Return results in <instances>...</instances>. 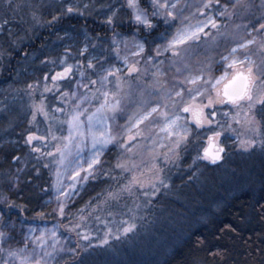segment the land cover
<instances>
[{
	"label": "snow or ice",
	"instance_id": "obj_1",
	"mask_svg": "<svg viewBox=\"0 0 264 264\" xmlns=\"http://www.w3.org/2000/svg\"><path fill=\"white\" fill-rule=\"evenodd\" d=\"M5 3L9 11L0 17V38L6 37L9 48L21 53L22 58L27 60L33 54L24 50L25 41L32 38L34 24L39 22L36 5H24L33 9L30 14L33 23H30L20 15L24 6L18 0H5ZM238 6L245 10L258 9L261 14L256 23L250 21L247 25H237V28H244V37L233 41V46L225 47L218 54V60L205 55L197 59L196 67L193 68L189 62L188 48L192 45L199 47L201 43L209 41L211 47H219L218 37H223L225 33L221 32L222 25L218 17H231L234 12H230L229 8L234 10ZM89 7V4L83 5V9ZM192 7L196 9L194 13L189 11ZM101 8L107 13L103 22L113 29L109 51L123 62V68L109 63L108 55L86 56L89 48L95 47L88 42L87 37L79 52L87 61L86 67L79 59L75 64L68 63L72 55L69 48H65L58 60L49 61L45 57L41 61L54 65L59 62L62 67L54 75L45 73L43 76V93H52L56 106L50 112L45 99L39 104L33 102L30 105V123L36 121L38 114H42L49 123L42 135L29 131L24 144L29 148V156L35 154L33 158L37 161L47 158L54 166L51 170L55 180L51 187L56 192L57 207L54 212L59 219L52 229H43L39 235L35 234L36 229L29 228L21 244L15 248L11 245L6 247L12 236L5 229L14 227L7 219V212L13 208L21 211L26 209L9 202L8 196L0 199V203L5 206L4 210H0V264H55L57 257L65 252L71 255L72 264H85L86 255L96 249L110 248L114 240L134 233L137 225L129 220H122L113 228L108 226L110 222L107 219L97 216L96 219L105 225L106 230L102 236L93 234L85 226L87 217L83 215L88 207H91L92 212L100 210V202L93 205L91 200L85 208L78 210L81 213L78 219H70L69 204L80 190L78 185L87 184L99 175L116 179L111 173L119 170L121 173H133L120 192L131 193L134 187H138L146 189L143 192L145 197H155L160 188L170 187L166 184L161 164L174 165L180 161L181 150L194 142L199 130L206 126L212 135L207 137V146L202 148V152H197L190 168L201 160L211 165H219L224 161L226 148L219 138L225 129L235 131L233 125L246 129L245 134L236 137L242 151L259 149L264 153V0H260L259 5L252 0L245 4H241L240 0H232L231 4H221V0H201L196 5L188 4L186 0L183 4L182 0H124L122 4H101ZM63 11L67 14H83L79 6L74 7L72 4H68ZM186 11L188 15L184 14ZM123 12L127 13L126 26L131 29L127 36L115 30L118 24L125 26L121 16ZM195 17L202 19L192 23ZM59 19L60 15H52L51 21L47 23L51 25ZM174 26L175 32L168 39L167 34ZM161 27L164 32L153 37L152 34ZM157 40L165 42L157 43ZM4 55H11L9 49H0V59ZM165 61L168 62V70H165ZM217 65L223 69L220 75L215 74ZM89 70L91 75L87 74ZM169 70L173 73L171 80L168 78ZM74 72H79L80 76L75 88H61L60 82L72 83ZM149 75L150 79H145ZM133 79L137 81L135 88ZM40 86V80L27 84L28 95L32 97ZM132 104L135 105L134 110L129 111ZM218 106L229 110L220 112ZM6 110L7 105L0 106V111ZM121 119H125L124 124H120ZM213 125L220 130H214ZM145 127L158 131L155 134L150 131L145 136ZM144 139L151 140L152 145L146 149L152 162L147 185L140 178L142 172L139 176L135 174L140 164L136 162L138 153L134 149L140 147ZM110 146L118 148L120 152L115 164L105 170L107 162L103 157L111 150ZM157 147L166 151L157 153ZM12 159L19 164L21 156L14 155ZM50 164H43V167L50 168ZM33 170L39 178L40 168L33 166ZM21 171L17 167L15 173L6 172L2 178L7 184L18 187V173ZM62 177H66L69 182L65 184ZM189 179H193V176L190 175ZM42 191L47 194L48 190ZM107 196L118 199L119 193L109 191ZM261 200H264V196ZM256 203L259 206L257 214L264 218V203ZM37 215L43 219L47 214L42 211ZM65 219L68 220L67 225L60 223ZM60 227H65L67 232L75 235L74 246L69 247L67 241L61 244L58 236Z\"/></svg>",
	"mask_w": 264,
	"mask_h": 264
},
{
	"label": "trees",
	"instance_id": "obj_2",
	"mask_svg": "<svg viewBox=\"0 0 264 264\" xmlns=\"http://www.w3.org/2000/svg\"><path fill=\"white\" fill-rule=\"evenodd\" d=\"M0 15V17L5 16L4 12H0ZM65 27L83 28L101 38L111 35L106 25L94 19L62 17L38 38L33 39V45L30 46V44L24 50L31 52L43 49L44 44L52 40L53 31ZM1 42L7 44L4 38H1ZM10 52L11 55L5 57L8 63H0L2 71L0 85L13 82L15 67L22 57L19 52ZM1 66L4 70L8 69L5 71L6 74ZM27 117L26 122L20 124L18 128L21 136L25 139L29 131L42 135L45 129H40L33 122L30 124L31 119ZM28 152L29 148L24 144V140L18 151H12L10 144H0V199L8 196L9 202H15L26 209L21 211L13 208L7 212V219L14 227L5 229L12 236V239L6 243V247L11 245L15 248L22 243L19 231L29 223L55 220V212L53 213L55 203L46 204V199L53 191L51 167H43V164H50L49 159L42 158L37 161L33 158L35 154L28 158ZM14 155L21 156L19 164L12 159ZM33 166L40 168L39 178L36 177ZM209 166L212 168L217 165L209 164ZM17 167L22 169L18 173L20 183L18 187H13L2 177L9 171L15 173ZM224 172L227 173L228 179L221 177ZM224 172L218 171L216 175L208 174L207 177L213 179L201 188H198V183L194 182H191L189 186L183 182L180 183L179 187L183 189L176 188V190L179 189L176 192L178 198L162 201L167 212L162 215L161 220L157 218L158 214L154 210L149 211L150 214L145 219L150 221L147 223H153L150 236L154 244L151 243L149 248L145 246L142 250L134 249L137 252L122 253L117 264H264V218L257 214L259 206L256 203L257 201L264 203V200H261L264 196V177L245 182L230 171ZM102 176L99 175L95 180L90 179L79 195L72 197L69 204L70 219H78L81 214L78 210L85 208L89 200L93 205L100 202V210L92 212L91 207L86 208L83 213L87 217L84 224L99 225L101 222L96 219L97 216L107 219L110 223L129 219L130 216L125 213L132 210L139 198L137 195L141 196L139 188L134 187L131 193L120 192L121 187L127 184L131 177L111 179ZM42 189H47V194ZM109 191L118 192L119 198H109L107 196ZM4 209V204L0 203V210ZM42 211L47 214L43 219L37 215ZM60 223L67 225L68 220L65 219ZM85 226L88 227V225ZM61 230L75 238V235L67 232L65 227H61ZM98 264L103 263L98 262ZM104 264H111L108 258Z\"/></svg>",
	"mask_w": 264,
	"mask_h": 264
},
{
	"label": "rangeland",
	"instance_id": "obj_3",
	"mask_svg": "<svg viewBox=\"0 0 264 264\" xmlns=\"http://www.w3.org/2000/svg\"><path fill=\"white\" fill-rule=\"evenodd\" d=\"M120 3L122 4L124 0H18V3L22 6L24 5H36L35 11L37 14L38 23L34 24V29L31 32V39L25 41V47L32 46L33 39L38 38L47 28L54 25L56 22L49 25L47 22L51 21L52 15H60L62 17H80V18H90L94 19L97 22H101L102 24L106 25V27L111 32V35L107 38H101L96 35H93L86 29H73V28H61L56 29L53 31L52 40L49 43H45L43 49H37L36 51H31L33 55H30L27 60H24L20 57V60L17 62L18 65L15 67V73L13 77V82L4 83L0 85V106L7 105L6 111H0V144H10L12 151H18V148L22 145L24 140V136H21V132L18 130L20 124H23L27 120V116L32 121V109L30 105L35 102L39 104L42 99H45V103L49 106V111L51 112L52 108L56 106V101L53 99L52 93H43V76L45 73L49 74V76L54 75L55 72L61 71L62 67L60 66L59 62L57 64H52L49 62L48 64H43L41 61L47 57L49 61L51 60H58L63 56L65 48H69L71 50V56L68 60V63L75 64L76 60H82L84 66L86 67V59L79 55L80 50L83 48L85 43V38H88V42L91 45H95V47L89 48V53L85 54L86 56L95 55L100 57L102 55L109 56V63L115 64L117 67L123 68V62L115 58L109 49H110V41L113 35V29L111 26L104 23V19L106 16V10L101 8V4L104 3ZM185 0H182V4ZM188 4L196 5L201 3V0H186ZM232 0H221V4L229 3L231 4ZM248 0H240L241 4L247 3ZM252 2L256 5L260 4V0H252ZM68 4H72L74 7L79 6L83 12V14H67L63 11L67 7ZM89 4L90 7L88 9H83V5ZM32 8L28 6H24L20 10V15L23 17L24 20L31 22L30 14L32 12ZM59 10V11H58ZM8 8L6 7L5 0H0V12H4L6 15L8 13ZM190 12H195V7H192ZM230 12H234V15L231 17H218L221 22V32L225 33L223 37H218V45L219 47H211V42L208 43H201L199 47L196 45H192L188 48V56L189 62L192 64L193 68L196 67V61L198 58L202 59L205 55L211 56L214 59H219V53L223 52L225 47L233 46V41L240 40L242 37L245 36V30L243 27L237 28V25H247L251 21L252 23H256L257 17L261 14L260 11L256 8L251 10H245L242 7H237L236 9L229 8ZM188 15L189 12L186 11L184 13ZM1 16V15H0ZM122 19L124 20L125 26L121 27L119 24L116 26V31L124 33L126 36L130 34L131 29L128 28L127 25V13L123 12L121 14ZM196 19H202V17H195L192 20V23L196 22ZM13 21L15 23L16 17H13ZM226 25V27H224ZM178 26V24H177ZM258 26V25H257ZM164 32V28H159L156 32L152 34L153 37L159 36L160 33ZM175 32V26L172 27L168 34L167 38L170 39L171 35ZM215 34V33H214ZM7 44L1 42L0 38V49H9V52L12 51L9 48V42L7 38L4 37ZM151 40V37H149ZM157 43H164L165 40H157ZM8 46V47H5ZM151 46V45H150ZM13 52V51H12ZM9 55H4L3 59H0V63H8L5 60V57ZM130 59H132L130 57ZM163 59V57L161 58ZM107 66V65H105ZM2 67V66H1ZM165 70H168V62L165 61ZM218 70L216 71V75H220L223 71L222 67L217 65ZM3 69V67H2ZM4 70V69H3ZM8 69L4 70V74H6ZM151 71V70H150ZM0 68V74H1ZM88 75H91V71L89 70ZM124 73L122 72V75ZM173 73L169 70V80H171ZM95 78L94 76L92 77ZM72 79V83L69 85L66 82H60L59 86L61 88H75V82L80 79L79 72H74ZM145 79H150V75L145 77ZM36 80L41 81V86L35 90V93L32 97L28 95V90L26 89V85L29 83H33ZM86 82V81H85ZM49 87L52 86V82L49 79L48 81ZM133 87L135 88L137 85V81L133 79L132 81ZM83 91V89H81ZM43 93V96H41ZM135 98V97H134ZM135 105H130L129 111L134 110ZM228 108L218 106V111H228ZM18 113V114H17ZM59 115V114H57ZM20 116V117H18ZM220 118V117H218ZM126 119V117H125ZM125 119L120 120V124L125 123ZM29 121V120H28ZM191 123V121H189ZM221 122L223 120L221 119ZM30 123V122H29ZM49 121L46 120L42 114H38L36 121L33 124H36L40 129H46ZM31 124V123H30ZM214 130L219 131L220 129L215 128L212 126ZM236 129L235 131L225 129L223 135L219 138L220 142L226 147L225 159L219 165L209 168V163L207 161H197L196 166L190 168L189 166L192 164L193 159L197 155V152H202V148L207 146V137L212 135V132L208 130L206 126L205 129L199 130V134L196 140L192 143H189L186 149L181 150V160L178 161L174 165H163L164 167V176L166 180V184H169L170 187L168 188H160L159 194L155 197H145L143 192L146 190L144 188H139L141 192V196L137 195L139 198L137 199L136 204L133 206L132 210H128L125 215L129 217V221L135 223L137 225L136 230L134 233L129 234L126 238H121L120 240H114L111 244L110 248L105 249H96L90 254L84 257L85 264H98V262L103 263L108 258L111 264L120 261L119 256L123 254H129L133 252H137L134 249L140 248L141 250L145 248H149L151 243H153L152 237L150 236V230H153V223L149 220H145L146 217L150 214L149 211L154 210L157 212V218L161 220L162 215L167 212L166 206H163V200H169L170 198H178L176 192L179 189H183L179 187L180 183H185L186 186H189L191 182L198 183V188H201L202 185H205L209 180L213 178L207 177L210 173H217L230 171L231 174L234 176H238V179H242V181L248 182L253 181L257 177H264V153H262L259 149L253 152H244L239 148L238 141L236 139L237 135H243L246 132V129L242 128L239 125H233ZM155 134L158 129L154 128H144L145 136L149 132ZM44 134V132H43ZM163 136V134H160ZM151 140L144 139L142 141V145L136 149L135 152L138 153L136 157L137 164H140L139 170L135 173L137 176L142 172L143 176L140 177L144 183L147 185V181L151 176V172H149V168L151 167V159L150 154L146 151V149L150 148ZM110 151H107L103 157V159L107 162L105 164V170H107L110 166L114 165L116 162L117 155L119 154L120 150L115 147H111ZM162 151H166V149H160L157 147L156 152L160 153ZM130 155V154H129ZM30 156H28L29 158ZM143 161V163H141ZM50 163V161H49ZM51 169L54 167L50 164ZM52 171V170H51ZM53 174V172H52ZM112 176L116 177V179L122 177H131L133 173L124 172L121 173L119 170H115L111 173ZM192 175L193 179H189V176ZM216 175V174H215ZM220 176V175H219ZM102 177H105L104 175ZM223 179H228L227 173L224 172L221 174ZM109 178V177H107ZM233 178V177H232ZM64 179L65 184L69 181L66 177H62ZM219 179V178H217ZM55 180V176L53 175V181ZM257 180V179H256ZM1 182V181H0ZM86 184L79 186L78 188H84ZM138 188V187H136ZM176 188H179L176 190ZM186 188V187H185ZM73 196L76 197L79 195ZM139 193V192H138ZM180 196V194H179ZM56 192L53 188V191L49 198L46 199V204H53L55 203V208L57 207L56 201ZM73 199V198H72ZM161 201V202H158ZM159 203V204H158ZM54 213V210H53ZM132 215V216H131ZM55 220L51 222H31L29 225L24 226L20 231L19 235L23 241L25 235L28 234L29 228L36 229V235L40 234V231L43 229H52L58 222V214L55 213ZM125 219V218H124ZM50 220V219H48ZM126 220V219H125ZM63 222V221H62ZM65 222V221H64ZM157 222V221H156ZM118 223H109V227L115 228ZM93 234H100L103 235L105 229V225L102 223L92 224L86 223ZM157 226V225H156ZM161 229V227H159ZM58 236L60 237L61 244H64L67 241V245L69 247L75 245L76 237H71L68 234H65L61 227L58 229ZM154 244V243H153ZM109 256V257H108ZM124 257V256H122ZM72 264V257L67 252L61 253L55 264Z\"/></svg>",
	"mask_w": 264,
	"mask_h": 264
},
{
	"label": "flooded vegetation",
	"instance_id": "obj_4",
	"mask_svg": "<svg viewBox=\"0 0 264 264\" xmlns=\"http://www.w3.org/2000/svg\"><path fill=\"white\" fill-rule=\"evenodd\" d=\"M225 147V146H224ZM226 148V147H225ZM226 153V152H225Z\"/></svg>",
	"mask_w": 264,
	"mask_h": 264
}]
</instances>
